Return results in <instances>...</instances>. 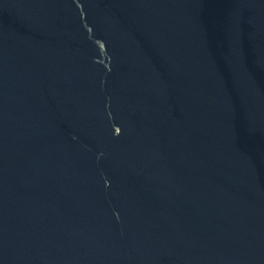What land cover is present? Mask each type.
I'll return each mask as SVG.
<instances>
[{"label": "water", "instance_id": "95a60500", "mask_svg": "<svg viewBox=\"0 0 264 264\" xmlns=\"http://www.w3.org/2000/svg\"><path fill=\"white\" fill-rule=\"evenodd\" d=\"M0 264H264V0H0Z\"/></svg>", "mask_w": 264, "mask_h": 264}]
</instances>
